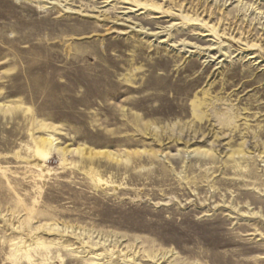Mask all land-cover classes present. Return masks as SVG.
<instances>
[{
  "label": "rangeland",
  "instance_id": "rangeland-1",
  "mask_svg": "<svg viewBox=\"0 0 264 264\" xmlns=\"http://www.w3.org/2000/svg\"><path fill=\"white\" fill-rule=\"evenodd\" d=\"M263 104L264 0H0V264H264Z\"/></svg>",
  "mask_w": 264,
  "mask_h": 264
},
{
  "label": "bare ground",
  "instance_id": "bare-ground-1",
  "mask_svg": "<svg viewBox=\"0 0 264 264\" xmlns=\"http://www.w3.org/2000/svg\"><path fill=\"white\" fill-rule=\"evenodd\" d=\"M204 101L201 103L203 104ZM262 104H258L257 107H261ZM264 106V104H263ZM194 117L196 118H200V114L198 113H193ZM44 127V125H43ZM46 127V126H45ZM261 131V130H260ZM257 134L253 135V138L256 137ZM261 137L264 136V132H261ZM252 138V139H253ZM263 145V144H262ZM255 147H259L258 144H254ZM36 147H37V151L39 152V154L41 155V158L45 161L47 159V157L49 156V154L53 151H55L56 153H58L62 159V162L64 161V155L66 156V154L71 153V154H75L76 156L80 157V158H87V159H93L96 157H105V158H109L112 157L111 153L108 151H103V150H93L92 148H87L85 146H78V147H57L56 145H54V141L52 139V137H44V138H40L37 142H36ZM263 151H264V145H263ZM64 163V162H63ZM164 256V255H163Z\"/></svg>",
  "mask_w": 264,
  "mask_h": 264
}]
</instances>
